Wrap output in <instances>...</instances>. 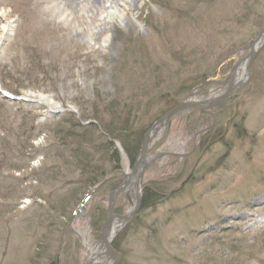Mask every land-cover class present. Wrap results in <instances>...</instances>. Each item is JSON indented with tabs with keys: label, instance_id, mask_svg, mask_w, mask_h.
I'll use <instances>...</instances> for the list:
<instances>
[{
	"label": "rangeland",
	"instance_id": "1",
	"mask_svg": "<svg viewBox=\"0 0 264 264\" xmlns=\"http://www.w3.org/2000/svg\"><path fill=\"white\" fill-rule=\"evenodd\" d=\"M76 1L0 0V27L12 30L0 46V93L18 99L0 95V264H85L107 197L132 165L113 142L112 169L102 110H132L140 131L163 106L146 105L158 88L214 99L222 87L183 88L222 81L264 25V0H129L127 12ZM223 103L214 120L176 115L152 140L141 192L158 183L165 197L112 239L120 264H264V252H236L264 231V45L250 82ZM208 127L215 141L202 145ZM99 170L103 180L87 188ZM132 207L127 191L115 200L117 215Z\"/></svg>",
	"mask_w": 264,
	"mask_h": 264
},
{
	"label": "water",
	"instance_id": "2",
	"mask_svg": "<svg viewBox=\"0 0 264 264\" xmlns=\"http://www.w3.org/2000/svg\"><path fill=\"white\" fill-rule=\"evenodd\" d=\"M263 45H264V25H262L258 29L257 33L255 34V37L249 42V45L246 50V54L243 57L238 58L233 63L228 74L224 77L222 81L208 80L198 87L199 89H201L210 84L222 87L223 90L222 92H220V94L217 97L207 101H196L190 98V96H192V94H190L179 104L170 108L158 119H156L152 123V125L147 129V131L144 133L141 139L137 157L133 162V164L131 165L130 172L127 175H125L123 185L118 190L110 192L107 197V214L105 216L103 223L101 224L99 236H100V242L105 248V254L108 255L109 258L111 259V264H119L120 259L117 252L114 250V248L111 245L112 241L110 240L108 241L107 238L104 237L103 235L104 227H106L113 220H119L121 222L127 223L134 215H136L139 212L141 207V183L143 181L145 171L149 168V166L152 163L148 160L147 152L150 148L152 140L156 137L158 131L161 130L173 117L188 110L200 111L206 115H209L214 120V115L211 110L223 104L224 101L230 99L231 96L234 95L239 89H241L244 85L250 82L253 61L257 53L263 47ZM241 65H244L245 67L247 78L243 83L234 84L233 75L241 67ZM4 97L9 100H13V101L16 100L7 96ZM211 127L202 129L197 133V135H201L202 133L207 132ZM194 136H196V134ZM195 147L196 145H194V148ZM132 175L135 177L134 179H132ZM128 184L130 185L133 184L134 197H135L134 207L126 215H117L115 214V206H114L115 200L120 194L127 191Z\"/></svg>",
	"mask_w": 264,
	"mask_h": 264
},
{
	"label": "trees",
	"instance_id": "3",
	"mask_svg": "<svg viewBox=\"0 0 264 264\" xmlns=\"http://www.w3.org/2000/svg\"><path fill=\"white\" fill-rule=\"evenodd\" d=\"M196 79L197 80L195 81L194 84L189 85L187 88H183L184 94L186 92H188L189 89H191L194 86L199 85V84L203 83L205 80H207V78H205V77H198ZM190 86H191V88H190ZM155 91L157 92L156 96L152 97V98H148L146 101V105H148L149 103L154 102L155 100L156 101L162 100L161 102L163 103V106L158 112H156L154 120L158 119L161 115H163L171 107H173V106H175L181 102V98H179V99L178 98H172L171 95H170V97H169V95H167L168 93H170L168 88H165L164 91L162 89L158 88ZM160 97H161V99H160ZM111 107H112V103L108 104L102 110L103 114L108 113L109 118H108V122H100V129H101L102 135H106V137H107V138L104 137L107 139V142L103 143L105 148H106L105 152L107 154H109V159L116 161L115 165L112 169L117 170V169H119V165L117 163V160L119 158V153H118L117 149L114 148L112 143L117 142L119 147L121 148V150L124 152V154L129 159V161L131 163H133L137 157L142 136L144 135L145 131L151 126L152 122L149 125H147L145 127V129L138 131L137 130V123L138 122L136 121V119H138V117L136 118L134 116V113L132 112V110H131V112L127 111V113H125V107L122 108L123 110L122 109L117 110L116 108H113V114H111V112H112L110 109ZM219 108H221V105L219 107H217V110H219ZM146 114H147V112L143 113L142 117L147 116ZM120 116L122 118H120ZM63 122H67V121L64 120ZM71 123L74 126H76L75 128H77L76 122H71ZM238 131H241L242 133H244V130H242V129H238ZM212 133H214V132L209 131V132L202 134L201 139H200V140H202V145L205 142H208L209 144H211V143H213V141H215L214 136L211 135ZM214 135H216V133ZM78 138L81 139L82 137H78ZM91 140H92V137H91ZM100 146H102V145L100 144ZM75 150L76 151L78 150V145L75 146ZM76 160H78V157L74 158L75 163H76ZM85 160L87 161V162H85L86 166L89 167V163L91 164V158L88 161V158L86 157ZM76 166L78 168V162L76 163ZM96 171H98V170H96ZM95 175H97V177ZM103 178H104L103 171L99 170V173L97 172L96 174H94L93 179L88 180L87 185H86L87 188H89V186L90 187L95 186L101 180H103ZM164 197H165V190H163V188H161L158 185V183L153 184L152 188H150V187L143 188V190H142V203H141L139 213H143L144 211H146L150 208H153L156 204H159L164 199ZM103 216H101L99 218V223H98L97 227H99L100 223L104 219ZM246 243L247 242L244 241L243 246L241 248L238 247L236 249V252L240 251L241 252L240 254L243 256L244 259H247V258L253 259L254 257L256 258L258 252H264V231H261L259 236L253 238L251 240L250 245L246 246ZM113 247L117 250V247L114 244H113ZM223 264H237V260L231 259V260H228V262H223Z\"/></svg>",
	"mask_w": 264,
	"mask_h": 264
},
{
	"label": "bare ground",
	"instance_id": "4",
	"mask_svg": "<svg viewBox=\"0 0 264 264\" xmlns=\"http://www.w3.org/2000/svg\"><path fill=\"white\" fill-rule=\"evenodd\" d=\"M85 1H87L88 4H89V2L92 3L94 5V6H92L94 9H97V7H98V9L100 7H101L100 9H115L114 7L119 5L120 7H122V9L121 8L120 9L123 10V12H127L128 11L127 7L135 8V2L129 3L130 2L129 0L128 1L127 0H85ZM76 2H77L76 0H73V4H76ZM100 4H103V6H101ZM62 6H63V9H64L65 5H63V4L60 5L58 8L62 10ZM88 18H89V16L86 17V20H88ZM107 25L108 24H106V22H105V24H104L105 28H106ZM9 26L10 25H8V24H5V25L2 24L1 27H0V46L11 35L12 30L10 29ZM246 78H247V76H246V72H245V67H244V65H241V67L233 75V83L234 84L243 83L246 80ZM196 101H201V100H196ZM41 103H44V102L43 101H38L37 104L40 105ZM44 105H46V103H44ZM158 135L159 134L157 133L156 136H158ZM134 178L135 177L132 175V179H134ZM127 187H128L127 188V194H129L132 197L133 207H134L135 197H134L133 184L131 186H130V184H128ZM141 203H142V194H141ZM130 210L128 211V213L130 212ZM106 214H107V211H106ZM103 221H104V219L102 220V222L99 225V231H100V227H101V224L103 223ZM124 225H125L124 222H121L119 220H113L106 227H104V230H103L104 237L107 238L108 241L109 240L112 241V239H114V237L123 228ZM111 245L113 247V243L112 242H111ZM114 250L116 251L115 248H114ZM89 252L90 253H89V256H88L85 264H88L89 261H90L89 264H111V260H110L109 256L105 254V248L100 242V236H99V244L95 248H90ZM102 258H104V259L107 258L108 261L106 260L105 262H101L100 259H102ZM119 264H120V261H119Z\"/></svg>",
	"mask_w": 264,
	"mask_h": 264
}]
</instances>
